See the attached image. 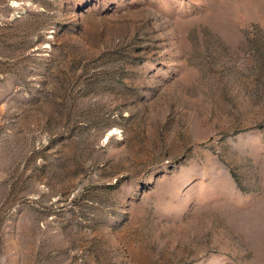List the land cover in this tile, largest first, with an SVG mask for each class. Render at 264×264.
Wrapping results in <instances>:
<instances>
[{"label":"rangeland","instance_id":"1","mask_svg":"<svg viewBox=\"0 0 264 264\" xmlns=\"http://www.w3.org/2000/svg\"><path fill=\"white\" fill-rule=\"evenodd\" d=\"M0 264H264V0H0Z\"/></svg>","mask_w":264,"mask_h":264}]
</instances>
